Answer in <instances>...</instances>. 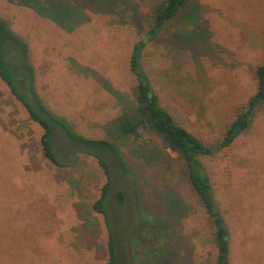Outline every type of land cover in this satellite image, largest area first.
<instances>
[{
	"label": "rangeland",
	"instance_id": "374dc122",
	"mask_svg": "<svg viewBox=\"0 0 264 264\" xmlns=\"http://www.w3.org/2000/svg\"><path fill=\"white\" fill-rule=\"evenodd\" d=\"M19 1L0 0V21L26 45L39 103L74 135L115 144L127 170L108 159L106 225L92 208L105 183L96 159L54 140L64 167L50 164L0 80V264H104L108 236L115 264H264V0H184L162 23L166 0ZM137 42L157 107L206 150L196 158L220 227L160 137L115 138L112 122L136 109ZM251 100L247 127L217 150Z\"/></svg>",
	"mask_w": 264,
	"mask_h": 264
},
{
	"label": "trees",
	"instance_id": "16d2710c",
	"mask_svg": "<svg viewBox=\"0 0 264 264\" xmlns=\"http://www.w3.org/2000/svg\"><path fill=\"white\" fill-rule=\"evenodd\" d=\"M35 0H22L18 4L34 9ZM54 1V0H53ZM167 4H161L157 9L156 22L162 23L170 18L176 11L178 5L184 0H166ZM74 11V10H72ZM143 42H137L133 45L130 58L129 69L136 81L134 99L136 109L131 116L120 117L112 124L114 125L115 138H124L128 135L136 136L138 129H144L160 137L165 146L180 158L184 159L187 166L188 178L195 193L200 198L202 204L212 217L215 227L221 226V220L217 215V209L214 207L210 198V189L206 176L203 174L197 161V155L203 154L204 149L201 144L189 133L176 127L171 122L169 115L157 107L156 98L151 94L148 82L139 64V55ZM256 80L259 84V93L264 98V63L255 70ZM0 80L7 87L9 93L20 103L29 119L39 126L41 135L39 137V146L43 157L53 166L63 168L64 165L56 159L54 140H62L79 148L84 154L94 157L102 169L105 176V183L101 187V192L92 208L100 214L103 221L108 225V215L104 207L105 198L110 188V162L124 175L126 167L118 148L112 142L106 140H88L74 135L68 125L60 118L49 113L39 103L36 94L32 88V70L27 63L26 45L13 35L7 26L0 21ZM258 96L254 97V100ZM254 101H249L247 110L228 126L221 139L217 150L228 146L232 139L237 137L246 127L249 118L250 109ZM108 159L111 161L108 163ZM127 170V169H126ZM124 172V173H123ZM117 202H122V194H116ZM219 245L222 240H218ZM107 261L104 264H115L114 247L111 237L107 239ZM221 260V257H219ZM218 264H220L218 262ZM222 264V263H221Z\"/></svg>",
	"mask_w": 264,
	"mask_h": 264
},
{
	"label": "water",
	"instance_id": "95a60500",
	"mask_svg": "<svg viewBox=\"0 0 264 264\" xmlns=\"http://www.w3.org/2000/svg\"><path fill=\"white\" fill-rule=\"evenodd\" d=\"M263 97V94L262 93H260L259 95H258V98L257 99H261ZM204 152L206 153V150L204 149ZM219 232V231H218ZM216 237L217 238H219V233H217V235H216ZM218 254L219 255H224L225 254V250L223 249V248H218Z\"/></svg>",
	"mask_w": 264,
	"mask_h": 264
},
{
	"label": "flooded vegetation",
	"instance_id": "af4514ba",
	"mask_svg": "<svg viewBox=\"0 0 264 264\" xmlns=\"http://www.w3.org/2000/svg\"><path fill=\"white\" fill-rule=\"evenodd\" d=\"M222 264H225V263H222Z\"/></svg>",
	"mask_w": 264,
	"mask_h": 264
}]
</instances>
